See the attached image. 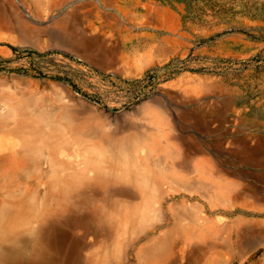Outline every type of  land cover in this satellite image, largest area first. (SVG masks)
<instances>
[{
    "label": "rangeland",
    "instance_id": "obj_1",
    "mask_svg": "<svg viewBox=\"0 0 264 264\" xmlns=\"http://www.w3.org/2000/svg\"><path fill=\"white\" fill-rule=\"evenodd\" d=\"M8 102L92 137L60 158ZM8 135L36 158L0 148V209L33 199L65 264H264V0H0Z\"/></svg>",
    "mask_w": 264,
    "mask_h": 264
},
{
    "label": "bare ground",
    "instance_id": "obj_2",
    "mask_svg": "<svg viewBox=\"0 0 264 264\" xmlns=\"http://www.w3.org/2000/svg\"><path fill=\"white\" fill-rule=\"evenodd\" d=\"M29 105H21L15 103L2 104V113L6 116V120L9 119L10 122L16 121L20 116L26 114ZM87 115L85 117H90ZM22 117V121L19 124L20 128L29 132L30 128L36 129L37 132L44 133L46 135V140L42 143V146L50 148L49 150H56L60 158H65L66 147L65 143H76L78 145L83 144L84 139L88 137L91 139L92 135L84 134L80 135L73 127L74 117L71 112L68 113L66 120L60 121L59 118L52 117V119L42 118L40 114H35L31 117ZM84 126L87 125L84 123ZM84 138V139H83ZM98 142L104 141L101 135L93 138ZM23 143L21 140L13 137L7 136L6 140L0 138V148H11L14 152L19 155H14L16 158L20 156L21 159L32 162L36 156H32L30 153L25 155L20 153ZM28 149V148H27ZM141 153H139L140 155ZM25 156V158H24ZM14 159V158H12ZM19 159V158H18ZM114 161L117 159L112 157ZM119 162V161H117ZM37 167L36 165H32ZM52 167V166H51ZM57 167L53 166L51 172L56 171ZM97 176L89 172V174L74 175L73 177H64L62 181L66 184L70 190L64 191V193H69L75 190L82 182H88L90 184H96ZM100 177V176H99ZM80 178V180H79ZM79 180V181H78ZM60 196V195H59ZM63 198H67L63 195ZM46 199L44 198V203ZM37 218L36 221L38 226L28 232H25L24 228L27 227L28 221ZM128 218V217H127ZM133 220V216L129 218ZM48 219H42L38 217V211L36 204L33 203V199L29 201L25 200L17 208L0 209V264H6L9 260H15L23 251L26 245H32V257L33 261L31 264H65V250L61 241V235L59 231V222L48 221ZM101 223V220H98ZM30 226V225H29ZM191 228V226H189ZM32 232L33 238L30 239L29 233ZM8 243V244H6ZM156 249V248H155ZM161 249V248H160ZM150 254H154L153 250L148 251ZM155 255L158 257L159 251L156 249ZM16 264V263H15Z\"/></svg>",
    "mask_w": 264,
    "mask_h": 264
}]
</instances>
